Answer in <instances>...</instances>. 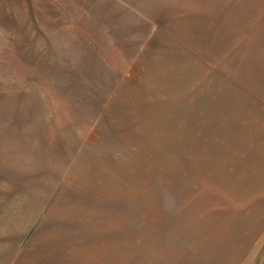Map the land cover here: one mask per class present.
Segmentation results:
<instances>
[{"label":"rangeland","instance_id":"374dc122","mask_svg":"<svg viewBox=\"0 0 264 264\" xmlns=\"http://www.w3.org/2000/svg\"><path fill=\"white\" fill-rule=\"evenodd\" d=\"M263 259L264 0H0V264Z\"/></svg>","mask_w":264,"mask_h":264},{"label":"crops","instance_id":"0c3cea01","mask_svg":"<svg viewBox=\"0 0 264 264\" xmlns=\"http://www.w3.org/2000/svg\"><path fill=\"white\" fill-rule=\"evenodd\" d=\"M253 227H251V228L249 227L250 229L247 230L246 235L248 236V240L251 238V236H252V238H254V235L257 233V230H258L257 227H259V226L255 227V228H253ZM254 229H255V231H254ZM248 240H247V243H248ZM260 264H264V259Z\"/></svg>","mask_w":264,"mask_h":264}]
</instances>
